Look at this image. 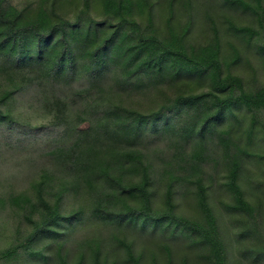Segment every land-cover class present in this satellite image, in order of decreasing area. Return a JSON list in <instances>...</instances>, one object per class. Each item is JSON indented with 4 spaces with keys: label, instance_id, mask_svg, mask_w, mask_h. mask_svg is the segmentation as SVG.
Returning a JSON list of instances; mask_svg holds the SVG:
<instances>
[{
    "label": "trees",
    "instance_id": "16d2710c",
    "mask_svg": "<svg viewBox=\"0 0 264 264\" xmlns=\"http://www.w3.org/2000/svg\"><path fill=\"white\" fill-rule=\"evenodd\" d=\"M160 1L0 0V143L31 151L19 177L28 186L0 193L1 210L13 207L27 225L0 251V264L21 257L84 264L88 253L91 264H115L113 245L142 264L127 233L156 232L188 238L206 264H229L206 180L223 168L233 195L226 206L256 219L258 206L240 181L249 153L235 126L243 124L239 110L251 112L253 136L264 84L248 89L225 69L217 31L205 43L189 40L194 0H185L188 19L178 27L177 0H168L165 27L156 22ZM224 1L256 13L264 4ZM228 24L249 40L258 34ZM233 51L230 62L239 58ZM229 118L235 123L225 125ZM161 185L162 206L155 203ZM188 185L200 218L178 211L175 195ZM88 226L97 228L93 236L82 235ZM72 247L80 249L73 263Z\"/></svg>",
    "mask_w": 264,
    "mask_h": 264
},
{
    "label": "rangeland",
    "instance_id": "374dc122",
    "mask_svg": "<svg viewBox=\"0 0 264 264\" xmlns=\"http://www.w3.org/2000/svg\"><path fill=\"white\" fill-rule=\"evenodd\" d=\"M15 3H22L24 0H13ZM79 3V0H77ZM185 1V0H184ZM252 1V0H248ZM195 14L192 28L188 33L189 40L193 43H205L212 39L217 31L221 42V55L227 62L225 69L231 70L234 74L240 75L245 86L250 89L256 84H264V4L258 13L252 9L244 8L242 5L230 4L224 0H194ZM187 1L177 0L175 2V16L173 22L176 27L185 24L188 19ZM75 4H72L73 9ZM168 0L158 2L155 11L156 22L165 27L169 14ZM71 7V9H72ZM143 19V18H141ZM232 20L236 25L251 26L258 31L251 40L236 33L229 27L228 21ZM239 58L236 62H230L236 54ZM235 55V56H234ZM231 63V64H230ZM25 116H29L34 121L44 120L45 114L23 108ZM243 116V124L235 126V132L241 136V144L245 146L249 154L244 156V168L240 181L246 190V196L253 204L258 206L256 219L246 212L228 208L226 203L233 202V195L225 186V171L221 168L214 171V182L209 179L206 182L209 186V201L218 217L223 239L227 247V260L229 264H264V110L255 114L256 130L253 136L246 133L251 123V112L239 110ZM235 123L233 118H229L225 125ZM29 150H20L9 147L5 143H0V193L8 190H21L28 186V183L21 177V166L27 165L26 155H30ZM193 185H188V190H180L176 193L178 211L190 217L200 218L202 212L197 204L196 194ZM164 188L161 185L155 196V203L162 206ZM8 193V192H7ZM9 206V205H8ZM0 208V251L9 246L17 237V230L26 229L25 221L15 213L13 207ZM83 236H93L97 228L88 226L83 228ZM169 235V234H168ZM129 240H134L137 253L142 255V264H152L153 259L157 264H166L168 261L169 247L172 253L173 264H206L200 258L199 248L191 244L188 238L182 236L165 237L163 233L156 232L152 236H138L127 233ZM42 240L37 243V246ZM54 247V246H53ZM49 248L52 253L55 248ZM109 260H114L115 264H133L127 259L125 249L122 245H113L109 249ZM80 249L72 247L70 250V260L75 262ZM89 253L84 264H91ZM38 258V257H37ZM34 260L21 257L20 260L2 262L1 264H41V259ZM37 259V260H36ZM44 264V263H42Z\"/></svg>",
    "mask_w": 264,
    "mask_h": 264
}]
</instances>
